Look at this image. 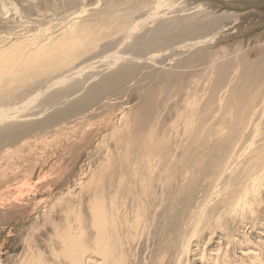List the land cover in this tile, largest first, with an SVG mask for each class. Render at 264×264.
<instances>
[{"label":"rangeland","instance_id":"obj_1","mask_svg":"<svg viewBox=\"0 0 264 264\" xmlns=\"http://www.w3.org/2000/svg\"><path fill=\"white\" fill-rule=\"evenodd\" d=\"M140 1L0 0V110H10L0 119V264H80L82 251V264H102L104 243L117 264H264V2L213 5L214 13L229 19L213 28L223 39L201 47L206 64L197 70L134 61L129 82L104 91L106 98L90 99L99 70L91 73L88 65L79 68L77 80L42 93L49 78L93 55L92 67L105 69L114 53L148 44L155 23H172L175 13L189 10V1L202 3L153 0L140 8ZM122 17L133 25L128 34L120 32ZM109 18L114 28L106 26ZM89 35L93 46L74 52L70 69L47 72L41 54L51 59L62 44ZM175 48L178 60L186 61L200 47ZM207 58L215 59L218 72H208ZM145 76L153 77L138 84ZM217 83L222 89L211 91ZM76 86L84 90L66 106ZM53 94L62 98L48 101ZM62 108L65 114L57 117ZM13 120H23L22 129L32 126L22 140H15L17 126L1 131ZM248 177L258 180L256 188Z\"/></svg>","mask_w":264,"mask_h":264},{"label":"bare ground","instance_id":"obj_2","mask_svg":"<svg viewBox=\"0 0 264 264\" xmlns=\"http://www.w3.org/2000/svg\"><path fill=\"white\" fill-rule=\"evenodd\" d=\"M143 1V0H142ZM142 1H140V3L142 2ZM155 1V0H154ZM199 2H202L201 4L200 3H198L197 5H195L193 2H191L190 3V1H189V3H187L188 5H186V7L189 9V10H185L186 11V13H184L185 11H182V12H177V10L175 11V12H177V13H175L176 14V18H174V20L175 21H173L172 23L170 22L171 20L170 19H166V20H163V21H160V22H157V23H155L153 26H152V35H151V37H150V41H149V43L148 44H142V45H140V46H135V45H133V47H129L127 50H125V52H127L126 54H120V53H114L115 54V56H113V58H114V60L112 61V60H109V59H111V58H109V59H107V63H106V65H107V67L105 68V69H94L93 67H92V65H96V63H93L94 62V60H96V59H98V57L97 56H92V58H90V59H88V60H84L85 62H82L81 64H78V65H76V66H74L73 68H71L70 66L73 64V60L71 61V58L73 57V55H74V52L76 53V52H78V51H81V50H83V49H86V48H91V46H93V43H92V40L94 41V39H92V37L94 38V35L93 36H87V37H84L83 39H82V41H70V42H67L68 44L67 45H65V43L64 44H62L60 47H58L57 49L59 50V52H53L51 55H48V56H51V59H46V58H43V56H42V54L39 56L40 57V60H42V62H44L46 65H47V68L48 69H50L49 71H47V72H50L51 71V73L52 74H55V73H59L60 71H62V70H64V69H70L66 74H62L61 76H58V77H54V76H52L51 78H49L48 79V81H47V84H46V88L44 89V90H42V93H43V91L45 92V90L47 89V91L48 90H50V89H55V88H57V87H59V86H61V85H63V84H65V83H70L72 80L73 81H75L74 79H76V78H78L79 77V75L82 73L81 71H79V68L80 69H82V68H85V67H88V65L89 66H91V69H92V71H91V73L92 72H94V71H96V70H99V72L94 76V77H92L91 79H98L99 81H98V83L97 84H95V85H93L90 89H89V91H90V99L92 98V97H96L97 99H102V98H106V97H108V95L104 92V91H107V90H109L110 88L113 90V89H115V86H118V85H120V84H122V82L123 81H125L126 83L127 82H129L130 80H128V78H131V76H133L132 74H134V72L133 71H129L128 72V68H130V67H132L133 66V64H134V61L135 62H139L140 63V60L142 61V60H144V59H146L147 61H148V59H155L154 61H153V64H155V66H159V67H161V66H163V67H166V68H169V69H183V70H189V71H191V70H197L198 68H200V67H203L206 63L204 62V61H202V48L201 47H203L205 44V46H209L210 47V45H213V44H215L214 42H216V40H217V42H216V44L218 43V41L219 40H222L223 38L222 37H220L219 36V34H215V35H213L212 34V32L214 31L213 30V28H216L217 26H218V23H220L221 21H222V23H226L227 22V20L229 19L228 18V15L229 14H222L223 16H219V15H217L216 13H214L213 11L215 10L214 8H213V5H215V3L216 2H219L218 4H220V1L219 0H198ZM226 1V0H225ZM228 2H229V0H227ZM242 1V0H241ZM248 1V0H247ZM147 2H149V3H153V0L152 1H149V0H146V2H145V0H144V4H142V6H141V4L139 5L138 3V5L139 6H136V7H140V8H142V7H145L146 6V3ZM223 2V1H222ZM258 2H264L263 0L261 1V0H258ZM234 3V2H233ZM256 3V2H255ZM255 3H252V6L251 7H257L256 5H255ZM136 4V3H135ZM148 4V3H147ZM228 4V3H227ZM230 4V3H229ZM241 4H242V2H241ZM258 4V3H257ZM133 5V4H132ZM225 5V4H224ZM240 5V4H239ZM255 5V6H254ZM181 6H183V4H181ZM220 6V5H219ZM221 6H222V4H221ZM241 6V5H240ZM245 6V5H244ZM244 6L243 7H241V8H244ZM136 7H132L133 9H132V12H133V10H135V8ZM215 7V6H214ZM229 7L230 8H232V11H234L235 9H237V7H234V5L233 6H230L229 5ZM228 8V7H227ZM240 8V9H241ZM246 8V7H245ZM239 9V8H238ZM136 10H137V8H136ZM179 10V9H178ZM230 10V9H229ZM155 11V10H154ZM132 12L130 11V14H132ZM230 13V12H229ZM114 14V13H113ZM162 14V13H161ZM160 14V15H161ZM181 14H183L184 16H182ZM235 14V13H234ZM107 15H108V13H107ZM120 15V14H119ZM118 14H117V16L116 17H118L119 16ZM128 15V14H127ZM238 15V14H237ZM105 16V15H104ZM109 16H111V15H109ZM108 16V17H109ZM114 16V15H113ZM171 16V15H170ZM130 17V16H129ZM155 17V16H154ZM174 17V16H173ZM105 18V17H104ZM107 18V17H106ZM120 18V17H119ZM123 18V17H122ZM121 18V19H122ZM126 18H128V16L126 17ZM126 18H123L124 20H123V22L124 23H122V24H120L119 25V28L121 27V30H120V32L122 31V32H125L126 34H128V33H130L131 32V30L133 29H131V27H133V25L131 26V27H128V26H126L125 24H126V21L127 20H129L130 18H128L127 20H125ZM141 18H143V17H141ZM156 18V17H155ZM231 18V17H230ZM233 18V17H232ZM121 19H119L120 21H121ZM163 19V18H162ZM172 19V18H171ZM108 20V19H107ZM110 18H109V21H108V24L106 25L107 27L111 24V26L114 28L115 27V25H113V22H110ZM142 19H138V21H141ZM144 20V19H143ZM161 20V19H160ZM234 20V19H233ZM95 21V20H94ZM103 21V20H102ZM119 21V22H120ZM117 22H118V19H117ZM116 22V23H117ZM128 22V21H127ZM230 22V21H229ZM228 22V23H229ZM134 24V23H133ZM138 25H140V24H138ZM222 25H224V24H222ZM219 26H221V25H219ZM225 27H226V24L224 25ZM96 27H99V26H96ZM96 27H95V29H96ZM139 27V26H138ZM74 27H72V28H70V29H73ZM117 28V27H116ZM227 28V27H226ZM236 27H234V29H235ZM77 29V28H76ZM80 29V28H79ZM138 29V28H137ZM220 29V28H219ZM89 30H90V28H89ZM102 30V29H101ZM105 30V29H104ZM116 30V29H115ZM221 30H222V28H221ZM227 30V29H226ZM82 31H83V29H82ZM81 31V32H82ZM110 31H111V28H110ZM232 31V30H231ZM94 32H95V30H94ZM93 32V33H94ZM103 32V31H102ZM121 32V33H122ZM230 32V31H229ZM91 33H92V31H91ZM96 33V32H95ZM99 33H100V27H99ZM224 33V32H223ZM102 34V33H101ZM229 34V33H228ZM233 34V33H232ZM100 35V34H99ZM98 35V36H99ZM86 36V35H85ZM148 36V35H147ZM232 36V35H231ZM224 37V36H223ZM91 39V40H90ZM96 39V38H95ZM143 39H145V38H143ZM142 40V39H141ZM147 40V39H146ZM149 40V39H148ZM215 40V41H214ZM80 42H82V43H80ZM137 42V41H136ZM148 42V41H147ZM147 42H145V43H147ZM206 42V43H205ZM91 45H90V44ZM141 43V42H140ZM205 43V44H204ZM191 44H194V45H198L200 48H199V50H197V52H199L198 54H196V53H194L197 57H195V55H193V58H190V60H186V61H179L180 59V55H181V52H179V53H175V46H178V48H179V46L181 47L182 45H191ZM108 47V46H107ZM208 47V48H209ZM106 48V47H105ZM45 49V48H44ZM15 50H17V49H15ZM105 50V49H104ZM187 51H189V50H186V53H187ZM3 52V51H2ZM83 52V51H82ZM86 52H88V51H84L83 53H79V54H85ZM195 52V51H194ZM209 52V51H208ZM210 52H211V50H210ZM100 53V52H99ZM213 53V52H212ZM218 53V52H217ZM8 54V53H7ZM16 54V53H15ZM17 54H18V52H17ZM19 54H20V52H19ZM18 54V55H19ZM230 54V53H229ZM26 55V54H25ZM78 55V54H77ZM188 55H190V54H188ZM214 55H216V54H213V56ZM222 54H219V57H222L221 56ZM226 55V54H225ZM4 56V54L2 55V57ZM14 56V55H13ZM20 56H22V55H20ZM62 56H64V58H62V59H60ZM79 56V55H78ZM19 57V56H18ZM26 57V56H25ZM75 57H77V56H75ZM127 57H134V58H132V60H131V62H130V64H127ZM188 57V56H187ZM209 57V56H208ZM108 58V57H107ZM16 59H17V57H16ZM21 59V58H20ZM24 59H26V58H24ZM31 59V58H30ZM55 59H57V60H55ZM179 59V60H178ZM208 59V58H207ZM210 59H212L211 58V56H210ZM210 59H208V63H209V69H208V72L211 70L212 72L213 71H217L218 72V70H220V68H218L217 67V69H216V65H215V59H213V60H210ZM125 60V61H124ZM217 60V59H216ZM17 61V60H16ZM122 61H124V65H122L123 63H122ZM22 62V61H21ZM26 60H24V64H25V66H28V65H26ZM27 62H29V61H27ZM100 62H103V60H101ZM132 62H133V64H132ZM142 62H145V61H142ZM149 62V61H148ZM120 63H122V64H120ZM21 64H23V63H21ZM120 64V65H119ZM13 65V64H12ZM32 65V64H31ZM34 65V64H33ZM32 65V66H33ZM49 65H53V67H51V66H49ZM14 66V65H13ZM25 66H24V68H25ZM35 66V65H34ZM118 67V68H116V69H114L115 67ZM207 66V65H206ZM18 67H20V66H18ZM138 67V66H137ZM143 67H144V65H143ZM158 67V68H159ZM17 68V67H16ZM30 68V67H29ZM89 68V67H88ZM154 68V67H153ZM205 68V67H204ZM19 69V68H18ZM90 69V68H89ZM112 69H114V70H117V72H115V73H111V75H110V77L109 76H105L106 74H105V72L107 73V72H109V71H111ZM141 69V68H140ZM164 69V68H163ZM202 69V68H201ZM159 70V69H158ZM19 71V70H18ZM181 71V70H180ZM204 71H206L205 69H204ZM46 72V73H47ZM156 72V71H155ZM160 72V71H159ZM162 72V71H161ZM202 72V71H201ZM211 72V74H213V73H215V72H213L212 73ZM90 73V74H91ZM110 73V72H109ZM207 73V72H206ZM103 74V75H102ZM105 74V75H104ZM189 74V73H188ZM210 74V75H211ZM19 75V74H18ZM85 75V74H84ZM156 75V74H155ZM194 75H197V74H194ZM193 75V76H194ZM207 75V74H206ZM206 75H205V77H206ZM102 76H105V77H103L102 78ZM158 76V75H157ZM159 76H160V74H159ZM173 76H175L177 79L179 78V77H181L180 76V73L177 75H173ZM22 77V76H21ZM153 77V76H152ZM152 77H149V76H145L142 80H139V81H137L138 82V84H142V83H146L148 80H151V78ZM204 77V78H205ZM28 78V77H27ZM140 78V77H139ZM138 78V79H139ZM158 78V77H157ZM168 78H169V76H165V79H163L162 80V82H160V83H163V81H164V83H167V81H168ZM208 78H209V76H208ZM172 79V78H171ZM77 80V79H76ZM137 80V79H136ZM175 80V79H174ZM201 80H203V79H201ZM210 80V79H209ZM208 80V81H209ZM5 81V80H4ZM88 81H90V80H88ZM204 81V80H203ZM29 82V81H28ZM92 82V81H91ZM150 82V81H149ZM149 82L147 83V84H149ZM164 83H163V85H164ZM199 83V82H198ZM201 83V82H200ZM179 84H182L181 83V81H179ZM85 85V84H84ZM88 85V84H87ZM166 85V84H165ZM199 85V84H198ZM198 85H197V88L196 89H198V88H200V87H198ZM213 85V84H212ZM219 85L220 84H214L213 86H212V88L210 89L211 91H215L216 89H217V92L219 91V90H221V89H219ZM207 86V85H206ZM206 86H204V88L206 87ZM84 87H88V86H84ZM142 87V86H141ZM202 87V86H201ZM75 89H79V90H74L75 92L73 93L72 92V95L70 96V99L68 100V99H66V100H68L67 102H66V106H68L67 105V103L69 102V101H71V102H73V101H75L78 97H79V95H81V93H82V91L84 90L83 89V86H76V87H74ZM188 88H190V85H188ZM83 89V90H82ZM191 89V88H190ZM206 89V88H205ZM10 90V89H9ZM12 90V89H11ZM171 90H172V88H171ZM174 90V89H173ZM178 90V89H177ZM203 90L204 89H202V92H203ZM210 90H208V91H210ZM46 91V92H47ZM130 91V90H129ZM199 91V93H201L200 92V90H198ZM10 92V91H9ZM174 92V91H173ZM179 92V91H178ZM196 92V91H195ZM40 93V92H39ZM48 93V92H47ZM46 93V94H47ZM50 93V92H49ZM152 93V92H151ZM165 93H166V101L164 100V102L165 103H167V102H169L170 101V93H168L167 91H165ZM165 93H164V95H162V97L163 96H165ZM204 93H206V92H204ZM203 93V94H204ZM213 93H215V92H212V94ZM70 94H71V92H70ZM153 94V93H152ZM181 94V93H180ZM187 94H189V90L187 91ZM194 94V93H193ZM210 94V93H209ZM217 94V93H216ZM45 95V94H44ZM56 95V96H55ZM39 96H40V94H39ZM46 96V95H45ZM55 96V97H54ZM152 96V95H151ZM158 96H160V95H158ZM172 96V98H173V94L171 95ZM195 96H196V98L198 97V96H200V95H196V93H195ZM194 96V97H195ZM204 96H206L205 94H204ZM54 97V99L55 98H57V97H61V96H59V95H57V94H53L49 99H48V101L51 99V98H53ZM180 97V96H179ZM193 97V96H192ZM42 98V97H41ZM62 98V97H61ZM60 98V99H61ZM67 98H69V97H67ZM80 98V97H79ZM78 98V99H79ZM159 98V97H158ZM157 98V99H158ZM160 98H161V96H160ZM184 98V97H183ZM202 98V97H201ZM37 99V98H36ZM54 99H52V100H54ZM64 99V98H63ZM77 99V100H78ZM187 99V98H186ZM194 99V98H193ZM206 99H207V97H206ZM39 100V99H38ZM51 100V101H52ZM59 100V99H58ZM106 100H108V99H106ZM182 100V99H181ZM184 100V99H183ZM188 100V99H187ZM197 100V99H196ZM196 100H195V103H197L196 102ZM199 100V99H198ZM204 100H205V98H204ZM5 101V100H4ZM51 101H50V104H54L55 102H52L51 103ZM60 102L62 101V100H59ZM59 101H56V104H57V102L58 103H60ZM64 101V100H63ZM62 101V102H63ZM148 101V100H147ZM172 101V100H171ZM176 101V100H175ZM202 101V100H201ZM79 102H80V100H79ZM173 102V101H172ZM181 102V101H180ZM210 102L211 103H213L214 104V98H213V96H211V99H210ZM70 103V102H69ZM199 103H200V101H199ZM202 103V102H201ZM206 103H207V101H206ZM30 104V103H29ZM36 104V103H35ZM49 106H51L50 104H49V102L47 103ZM55 104V105H56ZM61 104V103H60ZM78 104V103H77ZM168 104V103H167ZM176 104H177V102H176ZM208 104H210V103H208ZM82 105V104H81ZM54 106V105H53ZM52 107V106H51ZM149 107V106H148ZM205 107H207V105L205 106ZM213 107V106H212ZM49 108V107H48ZM59 108V107H58ZM67 109H68V107H66ZM207 108H210V107H207ZM65 108H62V110H60V111H57L56 113H57V117H59V116H63L64 114H65V110H64ZM205 109H204V107H203V109H201V110H199V114L201 113V115L202 114H205V111H204ZM12 111H14V110H12ZM10 113V110H0V119H1V117H6V115L7 114H9ZM12 113H17V112H12ZM170 114V113H169ZM40 115V114H39ZM56 115V114H55ZM194 115V114H193ZM42 116V115H41ZM67 118H68V116H67ZM190 116H188L187 117V120H190ZM31 119V118H30ZM33 119V118H32ZM66 120V119H65ZM21 121V123H17V122H19V121H17V122H15L14 120L13 121H9L7 124H4L2 127H1V131L2 130H5V129H8L9 127L11 128V129H13L15 126H17L18 128H16L15 130V132H16V134L14 135L15 136V140H17V139H19V140H22V138L20 137V135L21 134H24L25 133V131L27 130V129H32V126L31 125H29V126H24L25 128V131H24V129H22V128H20V126L21 125H24V124H22V122H23V120H20ZM30 121V120H29ZM12 123H14V124H12ZM144 126V125H143ZM11 129H10V131H11ZM7 131H9V130H7ZM29 131V130H28ZM44 131V130H43ZM42 132V131H41ZM1 133V132H0ZM11 134H13V130L10 132ZM35 133V132H34ZM1 135V134H0ZM28 136H29V134H28ZM8 137V136H7ZM7 137H5V138H7ZM1 139V138H0ZM2 139H4V138H2ZM13 139V138H12ZM9 140H10V138H9ZM2 141V140H1ZM5 141V140H4ZM13 142H14V139H13ZM21 142V141H20ZM15 143V142H14ZM0 146H2V144L0 145ZM1 148H3V147H1ZM231 160V159H230ZM229 165V164H228ZM227 166V165H226ZM225 166V167H226ZM227 167H229V166H227ZM249 178V180H250V182H251V185H253L255 188H256V186H257V182H258V180H256L255 178H253V177H248ZM247 178V179H248ZM250 186V185H249ZM244 188H245V190H247V192L249 191L248 190V188L247 187H245L244 186ZM249 188H251V186L249 187ZM254 189V188H253ZM251 190V189H250ZM251 191H253V190H251ZM250 192V191H249ZM253 193V192H252ZM245 194V195H244ZM243 195L242 194H240L239 196L240 197H243V198H245L246 196H247V194L248 193H244ZM116 200V199H115ZM235 204H237V203H235ZM103 205V204H102ZM98 206V205H97ZM101 207V206H100ZM105 207H107V206H105L104 205V208ZM139 208H141L140 206H139ZM238 208V205H237V207H233V210H235V209H237ZM141 209H138L137 210V214H136V219L134 220V223L135 224H139L140 223V217H139V215H140V213H141V211H140ZM105 211V210H104ZM114 211V210H113ZM103 212V211H102ZM97 213V212H96ZM99 213V212H98ZM104 214H105V212H104ZM104 214H103V216H104ZM112 214V213H111ZM97 215V214H96ZM107 216H108V214H107ZM96 217V216H95ZM94 218V217H93ZM108 220V219H107ZM104 221H106L105 220V218L104 219H102V221L99 223V225L100 226H102V227H104V225H103V222ZM96 222V221H95ZM112 222V221H111ZM97 224V223H96ZM94 226H97V225H95V224H93ZM98 227V226H97ZM106 228V227H105ZM105 228H103V229H105ZM97 229V228H96ZM100 229V228H99ZM108 230V229H107ZM101 231V230H100ZM106 236H108V235H106ZM115 236V235H114ZM110 237V236H109ZM115 238V237H114ZM103 239V241L105 240V236H104V238H102ZM108 239V238H107ZM106 239V241H108ZM68 242V241H67ZM66 242V243H67ZM65 243V244H66ZM104 243V242H103ZM107 244H109L108 242H107ZM66 245H68V244H66ZM74 246H76V245H74ZM65 247V246H64ZM102 249H99V256H101V258H102V260H103V262H102V264H117V261H116V259H115V254L114 253H112L109 249H108V247L106 246V244L104 243V244H101V246H100ZM110 248H112V247H110ZM65 249H66V247H65ZM71 248H69L68 250H70ZM114 250V249H113ZM76 251H78V248H76ZM79 252V251H78ZM83 252V251H82ZM82 252H80V255H81V262H80V264H82V262L85 260V257L83 256V254H82ZM74 253V252H73ZM79 254V253H78ZM70 256H72V255H69V257ZM84 259H83V258ZM97 260V259H96ZM70 261V260H69ZM99 261V260H98ZM118 261H119V263L118 264H120L121 262H122V260H119L118 259ZM74 263V262H73ZM97 264V263H96Z\"/></svg>","mask_w":264,"mask_h":264}]
</instances>
